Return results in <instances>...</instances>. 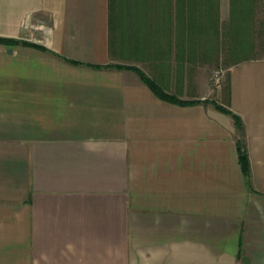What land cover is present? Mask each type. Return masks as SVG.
I'll use <instances>...</instances> for the list:
<instances>
[{
  "label": "crops",
  "instance_id": "obj_1",
  "mask_svg": "<svg viewBox=\"0 0 264 264\" xmlns=\"http://www.w3.org/2000/svg\"><path fill=\"white\" fill-rule=\"evenodd\" d=\"M0 38V264H264V57L152 75L179 104L114 60L110 0H0Z\"/></svg>",
  "mask_w": 264,
  "mask_h": 264
},
{
  "label": "rangeland",
  "instance_id": "obj_2",
  "mask_svg": "<svg viewBox=\"0 0 264 264\" xmlns=\"http://www.w3.org/2000/svg\"><path fill=\"white\" fill-rule=\"evenodd\" d=\"M122 1L126 8L117 9L119 19L115 23L112 38L114 60L135 63L134 66L141 68L151 77L160 73L166 75L171 73V76L175 74L179 79V73H182L191 83L197 80L194 94H200L199 85L206 80L214 92L226 87L229 68L235 60L246 55H255L252 50L247 53L239 52L234 57L228 52L229 39L225 35V26L230 19V0H219L217 7L219 11L213 9L216 24L219 26L217 33L213 30L214 32L209 35L205 34L206 17L203 16H206V12L199 9L198 16H202L199 18L204 20L202 25L204 30L197 31L196 37H193L192 31L181 33L183 35L181 38L186 42L181 46V49L184 48L181 52L178 41L179 33L182 31L176 25L177 3L172 0H120ZM255 1L253 20L256 25L252 36L257 42V57H264V0ZM171 90H175V87ZM182 94L193 96L188 90ZM215 96L214 93L213 98Z\"/></svg>",
  "mask_w": 264,
  "mask_h": 264
},
{
  "label": "trees",
  "instance_id": "obj_3",
  "mask_svg": "<svg viewBox=\"0 0 264 264\" xmlns=\"http://www.w3.org/2000/svg\"><path fill=\"white\" fill-rule=\"evenodd\" d=\"M255 0H230V19L225 26V35L228 36L227 44L230 48L228 52L230 56L234 57L239 54V52H249L254 51V56H248L235 60L233 62L237 63L242 60L256 58L257 57V42L254 37V26L256 25L253 20L254 11H255ZM219 4V0H204V2H200V0H180L177 2V16H176V25L180 28V41H178L179 51H184L181 49L182 45H185V40L181 33H185L187 31H192L193 37H196V32H203L204 28L202 27L204 20L200 19L198 16L199 9L202 11L203 9L206 12V22H205V34L209 35L214 32L213 30L218 32V25L216 24L215 17L213 14V9L219 11L217 9ZM125 3L120 2V0H110V32H111V42L113 43V33L115 32V23L118 21V13L117 9H121L124 7ZM129 8V6H128ZM172 10V9H171ZM203 13V12H202ZM0 41L5 42H13L12 39H1ZM121 68H131L139 73L141 78L154 90V92L160 96L161 98L179 103V104H191L198 102L199 100H184L178 97L177 95L171 94L167 92L153 77L149 76L144 70L134 65H122L118 64ZM213 102L222 110L232 114L236 121V125L240 130V133L243 134V121L240 115L232 111L229 107H225L221 104H218L215 100ZM239 149H240V161L244 167V170L248 172L249 170V158L245 147L243 146V142L239 140Z\"/></svg>",
  "mask_w": 264,
  "mask_h": 264
}]
</instances>
